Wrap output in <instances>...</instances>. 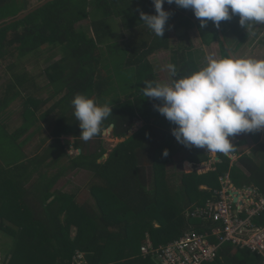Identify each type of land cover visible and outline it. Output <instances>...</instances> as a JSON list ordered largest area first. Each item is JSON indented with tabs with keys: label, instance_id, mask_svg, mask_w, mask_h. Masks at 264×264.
I'll return each mask as SVG.
<instances>
[{
	"label": "trees",
	"instance_id": "1",
	"mask_svg": "<svg viewBox=\"0 0 264 264\" xmlns=\"http://www.w3.org/2000/svg\"><path fill=\"white\" fill-rule=\"evenodd\" d=\"M44 1L33 0L30 8L24 9L29 1L0 0V25ZM91 1H49L24 19L0 28V64L6 62L8 68H16L20 59L47 49L63 52L60 60L45 69L49 78L46 87L51 86L53 94L59 95L57 102L43 108L51 98L37 99L32 93L36 82L27 73H17L19 85L27 92L21 108L23 123L9 132L8 118L0 115V230L13 236L5 247L9 264H74L78 250L84 252L89 264H157L151 255L139 254L141 245L150 242L158 248L186 231L203 232L212 226L188 211L204 204L214 189H221L227 174L235 186H252L264 196L263 131L233 136L236 161L221 154L212 169L187 173L185 161L193 166L212 156L203 148L179 143L172 135L176 126L154 108L161 102L142 95L145 81L171 82L165 67L169 63L177 66L176 78L202 68V53L190 34L195 28L210 56L216 42L219 59L231 57L219 28L211 21L201 27L192 10L173 3L169 4L171 15L161 38L140 17L141 11L155 15L152 1L96 0L95 8L90 9ZM167 5L165 2L163 7ZM83 21L88 22L87 28L81 26ZM253 27L248 31L241 27L238 15L220 23L227 42L232 37L238 47L264 31V24L256 34ZM134 31L138 33L135 40L123 38ZM119 87L126 90L119 92ZM8 88L3 106L21 96L17 83L11 82ZM77 94L113 107L101 133L88 142L79 137L82 130L71 104ZM48 115H53L49 133L41 123ZM137 119L144 124L129 134ZM112 123L113 135L122 141L108 152L103 135ZM68 135L74 137L72 146L81 149L78 154L68 152L70 144L63 141ZM165 149L169 153L166 157ZM106 153L108 158L99 162ZM146 157L151 160V177L146 173ZM72 170L91 172L87 187L92 203L79 202L76 193L60 188L61 180ZM164 174L165 187L169 183L175 190L165 201L159 179ZM253 221L264 225V209ZM73 228L77 229L74 237ZM110 244L115 251L105 262ZM233 248L231 243L222 245L216 262L206 264L262 263L261 255Z\"/></svg>",
	"mask_w": 264,
	"mask_h": 264
},
{
	"label": "clouds",
	"instance_id": "2",
	"mask_svg": "<svg viewBox=\"0 0 264 264\" xmlns=\"http://www.w3.org/2000/svg\"><path fill=\"white\" fill-rule=\"evenodd\" d=\"M165 2L192 10L201 27L209 21L219 27L235 15L247 31L264 24V0H153L156 14L141 11L140 17L161 38L171 15ZM165 67L171 82L145 81L142 95L161 102L154 108L176 126L172 135L179 143L227 156L234 151L230 137L264 130V59L207 58L198 71L180 78L175 64ZM71 104L84 142L99 135L113 115L110 103L99 104L85 94L75 95ZM168 154L165 149L163 155Z\"/></svg>",
	"mask_w": 264,
	"mask_h": 264
},
{
	"label": "rangeland",
	"instance_id": "3",
	"mask_svg": "<svg viewBox=\"0 0 264 264\" xmlns=\"http://www.w3.org/2000/svg\"><path fill=\"white\" fill-rule=\"evenodd\" d=\"M28 1H29V5L26 4V6L23 7L24 9L30 8L33 0H26V3ZM95 3H96V0L91 1L89 8L94 9L96 6ZM16 6H19V5H16ZM98 15L100 16V13ZM116 20L117 21L119 20L118 16L116 17ZM80 24L84 28L88 27L87 21H83ZM262 26H263V24H258L255 27H253V30H255L254 34H256L257 31ZM182 31L184 32V29H182L181 32ZM131 34L132 35H130V34L127 35V39L129 38L130 40H133V39L135 40V38H137V36H138V33L136 31L132 32ZM190 34H191V37L193 38V43L195 45V48H197L199 54L202 53V55L200 56V65L202 67L205 65L207 58L219 59L220 46L218 43H216V42L213 43V45H212L213 56H210L209 51L206 50V47L202 42V38H201L199 29L195 28L194 30H191ZM227 35L230 36L231 31L228 30ZM263 35H264V31L262 33L260 32V34L257 37H253L250 40L247 39L244 42V44L241 45L240 47L237 46V42L234 41L235 39L232 37L229 38L230 43H229V39H228V43L230 45L231 50L237 56V58L250 57V56H252V54H251L252 52H254L255 54L258 53L261 55L264 51V43L262 42ZM257 55H255V56H257ZM62 57H63V52L59 48L47 49V50L42 51L39 55H34L31 57L28 56V57L20 59L18 66L16 68H8V65L5 64L6 62H2L0 64V107H1L0 115H3L5 118H8L7 119V121H8L7 127H8L9 132H13L19 126H21V124L23 123L24 117L21 114V108L26 101L25 96H27L26 90L21 85H19V82L17 81L15 74L27 73L29 75L30 79H32L36 82L37 87L32 88V93L38 97L37 99L51 98V100L48 101L45 106H43V108L47 109L48 107L52 106L54 103L57 102V100L59 99V95L53 94V89L51 86L46 87L47 84L49 83V78L45 74V69L50 64H53L56 61L60 60ZM11 82L17 83V90H19L21 92V96H18L17 98L13 99L9 105L3 106L2 100L6 97L7 90L9 89L8 87H9V84ZM25 85H26V83H25ZM123 90H126V89H122L121 87H119V92H121ZM28 91L30 92V90H28ZM11 95L12 94H10V96ZM52 118H53V115H48L47 120L44 119L41 122L43 124L44 128L47 129L48 133L50 132V127H48V123L51 121ZM143 124L144 123L142 120L138 121L133 126V128L131 129L129 134L134 133L136 130H138L140 127H142ZM64 137H66V136H63V138ZM67 137L70 138L72 140V142H74V137L72 135H68ZM103 140H104V145L108 149V152H110L118 143H120L122 141L121 139L116 138L113 135V132L112 133H105L103 135ZM68 152L73 155V154H78L79 150L74 148L72 145H69ZM209 154L212 156V158L209 161H207L206 163H204L203 166L202 165L199 166L200 167L199 170H198V167L195 169V167H193V166L185 167V165H183L185 172L189 173V172L196 170L199 173H202V172H200L201 170H205V168H209L210 164H213L216 161L220 160L221 153H209ZM31 155H32V152H29V156H31ZM217 157H219V158H217ZM145 164L147 167H149L147 169L146 173L149 174L151 177V175H152L151 160L148 159L147 157L145 158ZM204 166H206V167L203 168ZM210 168H212V167H210ZM208 170L209 169H207L206 171H208ZM91 175L92 174L90 171L87 172V171L72 170L61 180V183L59 184V186L61 188H63L65 191H69L71 193L76 192L77 197L78 198L80 197L82 199V202L86 201L88 204H90L93 201V197H92V194H91V191L89 190V188L88 187L85 188V186H88L89 181L92 179ZM159 179H160V183H161V187H162L161 199L165 201L170 196L169 195L170 193L171 194L175 193L174 186L172 184L168 183L167 188L165 187L166 183L163 180L166 181V174L159 176ZM160 192H161V190H160ZM21 216H22V218L24 217L23 215H21ZM5 224L7 226V229L10 228V223L8 220L5 221ZM156 225H158V224L156 223ZM10 230H12V229H10ZM4 232H6V231L0 230V264H9V262H8L9 257H7L5 247H7L10 244L8 242H12L13 236H9L8 234H5ZM76 233H77L76 228L71 229V235L73 237L76 235ZM144 244H152V243L146 242V243H143L141 245V248L139 249V254L140 255L143 254L145 256V254L143 253V250H142V247ZM3 250H5V251H3ZM114 251L115 250L113 249L112 244H110L108 247V253H106V256H105V258H106L105 262L110 261V259L112 258L113 254H114L113 253ZM136 252H138V251L136 250ZM154 259H156V258H154ZM156 263L159 264L158 259H156Z\"/></svg>",
	"mask_w": 264,
	"mask_h": 264
},
{
	"label": "built area",
	"instance_id": "4",
	"mask_svg": "<svg viewBox=\"0 0 264 264\" xmlns=\"http://www.w3.org/2000/svg\"><path fill=\"white\" fill-rule=\"evenodd\" d=\"M201 165L193 163L198 170ZM231 188L238 190L237 203L230 194ZM212 193L204 204L188 211V215L210 222L212 226L203 232L186 231L180 238L158 248L144 244L145 256L151 255L159 264H206L219 256L222 245L231 243L236 248L261 255L264 264V225L253 221L264 209V196L252 188H234L227 180L223 181L221 189H214ZM74 264H89L84 252L75 253Z\"/></svg>",
	"mask_w": 264,
	"mask_h": 264
},
{
	"label": "water",
	"instance_id": "5",
	"mask_svg": "<svg viewBox=\"0 0 264 264\" xmlns=\"http://www.w3.org/2000/svg\"><path fill=\"white\" fill-rule=\"evenodd\" d=\"M49 1H53V0H46V1L42 2L41 4H39L38 6L34 7L33 9L26 10L24 13H22L21 15H19V17L15 18V19H13V20H11V21H8L7 23H4V24L0 25V28H2L3 26H6V25H8V24H11L12 22H15V21H17V20L24 19V18H25L26 16H28L31 12H33V11L36 10L37 8L43 6L45 3L49 2ZM218 28H219V30H220V37H221L222 41L224 42L225 47L228 49V51H229L231 57H235V58H237V56H236V55L233 53V51L231 50L230 45H229V43L227 42L226 37H225L223 31L221 30L220 26H219ZM138 121H140V120L137 119V120H136V123H137ZM114 126H115L114 123H112V124L108 127V129L104 130V134H105V133H112V131H113V129H114ZM63 141H64L65 144H70V145L73 144L72 140H71L70 138H68V137H64V138H63ZM79 152H81V149H79ZM108 156H109L108 153L104 154V155L99 159V162H101L102 160L107 159ZM217 158H219V157H217ZM184 164H185V163H184ZM223 181H226V177L223 178ZM232 184H233V183H232ZM233 186H234V184H233ZM237 192H238L237 189H236V190L230 189V194H231V196L233 197V201H234L235 203L238 202V196L235 195V194H237ZM235 212H237V210H236Z\"/></svg>",
	"mask_w": 264,
	"mask_h": 264
},
{
	"label": "crops",
	"instance_id": "6",
	"mask_svg": "<svg viewBox=\"0 0 264 264\" xmlns=\"http://www.w3.org/2000/svg\"><path fill=\"white\" fill-rule=\"evenodd\" d=\"M150 1L153 2V0H150ZM152 5H153V6H152V11L156 14V12H155V8H154V4H152ZM170 7H171V6L168 4L164 9H165L166 11L169 12ZM121 14H122V13H121ZM148 14H149V13H148ZM124 31H125V30H124ZM125 32H127V31H125ZM113 36L116 37V34H113ZM123 38H127V36H126V37H123ZM251 54H252V56H250V57H252V58L264 59V51H263V53H262L261 55L258 54V53L255 54L254 52H252ZM257 54H258V55H257ZM255 55H257V56H255ZM246 58H248V57H246ZM262 131L264 132V130H262ZM66 137H67V136H66ZM229 139H230L231 142L236 141V138H234V137H230ZM250 152H251V151L249 150L248 153H250ZM228 156L231 157V159L233 160V162L236 161V159H237V157H238L236 154H232V153H231L230 155H228ZM219 161H220V160H219ZM216 162H217V161H216ZM205 163H206V162H205ZM203 164H204V163H202V166H203ZM212 165H213V164H210V167L213 168ZM185 167H189V165H186V164H185ZM205 167H206V166H204L203 168H205ZM210 167H209V168H210ZM190 168H191V167H190ZM209 168H205L204 171L202 170V171H200V172H205V171H206L207 169H209ZM212 168H211V169H212ZM209 170H210V169H209ZM75 171H77V170H75ZM78 171H87V172H89L88 170H78ZM226 180L229 181V183H230V185H231L232 187H234V188L237 187V186H235V185L233 186L229 174L226 175ZM86 187H87V186H85V188H86ZM201 187H202V189H208V187L205 186V185H202ZM60 188H61V187H60ZM237 188H239V189H242V188H252V189L255 190V188H253L252 186L237 187ZM78 189H79V188H78ZM231 189H233V188H231ZM62 190H64V189L62 188ZM233 190H236V189H233ZM256 191H257V190H256ZM64 192H69V191H65V190H64ZM73 193H76V192H73ZM237 193H238V192H237ZM258 194H259V193H258ZM76 199H77L79 202H82V199H81L80 197L78 198L77 195H76ZM84 202H86V201H84ZM233 249L236 251L237 248H233ZM211 262H212V261H211ZM211 262H208V263H211ZM213 262H216V260L213 261ZM261 264H262V263H261Z\"/></svg>",
	"mask_w": 264,
	"mask_h": 264
},
{
	"label": "bare ground",
	"instance_id": "7",
	"mask_svg": "<svg viewBox=\"0 0 264 264\" xmlns=\"http://www.w3.org/2000/svg\"><path fill=\"white\" fill-rule=\"evenodd\" d=\"M185 165V164H184ZM238 198H239V196H238Z\"/></svg>",
	"mask_w": 264,
	"mask_h": 264
}]
</instances>
